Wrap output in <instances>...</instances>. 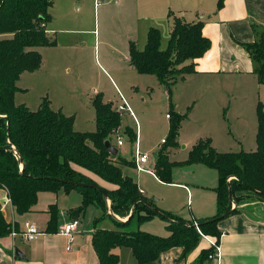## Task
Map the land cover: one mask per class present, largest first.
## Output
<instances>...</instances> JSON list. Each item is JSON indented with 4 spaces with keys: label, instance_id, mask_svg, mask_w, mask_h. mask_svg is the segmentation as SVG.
I'll return each mask as SVG.
<instances>
[{
    "label": "trees",
    "instance_id": "16d2710c",
    "mask_svg": "<svg viewBox=\"0 0 264 264\" xmlns=\"http://www.w3.org/2000/svg\"><path fill=\"white\" fill-rule=\"evenodd\" d=\"M52 0H0V188L5 189L17 214H25L37 204L40 192L69 193L78 190L83 196L80 206L69 211L72 218L84 215L90 205L100 211L94 220L92 243L99 264H118L114 249L131 247L139 263L156 260L175 246L185 253L194 248L201 233L220 235L218 221L237 211L232 208L236 194L252 190L264 198V106L259 102L257 149L252 152H219L211 139H200L189 152L186 164L203 163L215 168L219 175L216 187L218 214L199 219L198 228L171 212L159 209L155 202L144 197L137 181L124 172L133 162L113 155L106 147L112 132L121 125V112L101 94L94 99L96 130L77 131L73 116L54 110L44 98L38 109L16 104L18 80L26 72L41 67V46H55L58 39L50 35L48 23L53 19L49 9ZM257 62L256 73L264 84V39L246 45ZM211 47L203 34L202 22L187 23L176 17L166 49H161V32L148 31L144 49L130 43L129 60L138 72L154 74L171 87L177 80L195 72V60ZM172 114H170L171 116ZM186 114L173 112L168 138L164 143L176 146L179 129ZM126 134L136 139L128 127ZM125 134V133H124ZM182 162L171 161L167 148L158 152L153 170L164 182L172 181L173 167ZM233 177L229 180V177ZM100 180L115 185L108 188ZM100 187V188H97ZM107 194V196L105 195ZM233 197V199L230 198ZM47 232L58 229L59 208L49 206ZM160 215L168 221L169 236L143 231L140 224ZM125 219V220H124ZM110 226H104V222ZM200 230V231H199ZM12 231V225L0 207V238ZM212 250L204 253L208 256Z\"/></svg>",
    "mask_w": 264,
    "mask_h": 264
},
{
    "label": "crops",
    "instance_id": "0c3cea01",
    "mask_svg": "<svg viewBox=\"0 0 264 264\" xmlns=\"http://www.w3.org/2000/svg\"><path fill=\"white\" fill-rule=\"evenodd\" d=\"M109 2L115 4L114 8L118 13L126 16L124 20L128 21L132 33L138 35L139 40L144 39L143 48H139L134 39L130 40L129 53L131 42H134L139 49L145 48L148 31L152 27L160 30L161 41L166 33L170 35L176 17L187 23L202 22L203 34L211 40L210 49L194 61L195 72L177 80L172 85L171 92L168 93L171 109L166 117L170 120V124L173 112L186 114L179 129L178 144L168 149L169 156L179 148L177 146L181 142L184 143L183 148L189 156L193 146L200 139L206 138L211 139L212 145L219 152L255 151L258 146L259 119L257 114L255 123L248 113L251 112L250 106L255 107L257 104L255 93L262 91L264 84L259 82L256 73L257 62L246 45L264 39V0H102L98 4L95 0L97 5L100 4V7L103 6L107 10ZM47 30L52 35L54 29L47 26ZM76 43H78L77 40ZM58 44L59 41L55 46L37 48L42 54L41 67L21 75L17 83L19 90L16 94L34 89L40 97L37 109L44 98L51 97V106L54 110H61L66 115H72L73 112L65 108L63 101H67L66 96L71 98L73 95L67 82L59 73L70 59L58 53L56 50ZM83 58V53H80L78 61L77 59L75 61L76 64L71 65L80 79L82 75L84 78L88 75L86 65L82 63ZM130 68L132 69H128V74L134 79L133 81H137L140 76L134 73L137 69L131 64ZM112 81L114 86L118 87L116 80L112 78ZM172 88H175L174 97ZM60 93H63V100ZM16 94L15 100H17ZM118 94L121 105L125 100L131 108V111L126 110V112L135 119L128 99L120 90ZM228 95H233L230 110H232L234 122L231 118L225 121L226 118L220 115V112L225 109ZM172 98L175 99V103ZM180 98L185 101V106H182L184 104ZM28 101V99L19 100L27 104ZM185 107L186 110L189 108L187 112ZM168 114L172 115L168 117ZM136 130L134 131L136 133L135 152L131 160L126 159L132 161L133 165L123 168L125 173L137 181L143 196L149 200L152 198L155 205L162 210L193 221L194 224L198 223L199 219L215 217L218 214L216 187L219 183V175L217 170L203 163H190L188 164L189 172H192L193 178L191 182H187L174 174L177 167L175 165L172 181L164 182L153 170L157 156L152 159L150 153H148L150 155L148 166L152 170H139L134 162L136 149L139 148L138 126ZM248 135H251V138H248ZM161 142L164 143V138ZM112 144L118 149V141L115 140ZM117 155L120 156L119 150ZM188 156L185 159L172 161H185ZM206 175H211L214 182L206 185L204 182L208 178ZM231 178L233 177H229V180ZM182 179L189 180L188 177ZM100 184L108 188L116 187L102 180ZM74 191L80 195H74ZM51 193L54 195L48 198L45 207H38L37 202L29 212L17 214L8 192L0 188V207L6 221L12 225L11 233L0 238V264H99V257L92 243L95 232L94 221L92 228L85 230L82 225L85 213L79 218H72L69 213L71 209L81 205L83 200L81 192L76 189L69 193L64 192L66 195L63 199L69 201L63 204L65 208L61 207L59 192ZM236 196L243 200L240 204L233 202L232 208H237V211L218 221L220 235L204 234L199 230L201 233L199 242L190 251L185 253L183 246H175L162 252L156 260L142 264H264V201L257 192L252 190L238 192ZM51 204L59 205L56 232L46 230ZM99 214L100 211H97L95 218ZM157 216L152 217L150 221L146 220L149 223L145 227L141 226V223L139 228L160 236H169L171 231L168 228V221L161 216L160 221H152ZM27 220L37 224L41 232L35 240H25L21 234L13 235L14 229L18 232L23 231L24 222ZM70 223L75 224L71 237L61 232V228ZM103 224L110 226V223L106 221ZM217 239L221 244V261L209 259L208 254L204 253L206 250L210 252L211 241ZM17 251L23 256L20 257ZM114 252L119 255L118 264H141L135 258L131 247H117Z\"/></svg>",
    "mask_w": 264,
    "mask_h": 264
},
{
    "label": "rangeland",
    "instance_id": "374dc122",
    "mask_svg": "<svg viewBox=\"0 0 264 264\" xmlns=\"http://www.w3.org/2000/svg\"><path fill=\"white\" fill-rule=\"evenodd\" d=\"M52 1L53 4L49 11L53 19L48 23V26L54 29L52 35H56L59 41L56 50L60 55H65L70 59V62L61 68L62 70L59 73L62 79L67 82L68 88L73 95L71 98L66 96L65 99L67 101L63 102L65 103V108L73 112L72 115L67 116H73L74 129L82 132L95 131L96 109L94 107V99L98 94H101L105 102H113L114 108L117 109L121 105L118 94L120 90L128 99L132 112L135 114L134 119L128 112H121V127L119 126L108 137V141L111 143H114L115 140L117 142L119 137H123L124 145L118 146L120 157L131 160L136 148L135 138H130L126 134L127 130L125 128L127 126H131L130 128L134 129V131H137V126L139 127V148L142 152L150 153L152 159L158 155L161 148H167L168 153V149L175 147L174 145L162 144L161 142L162 138H164V142L168 138L170 125V120L166 117L171 109L168 87L161 84L157 76L153 74H144L138 72V70H136L137 72L133 70L135 75H140L137 81H133L134 79L128 74V69H132L129 64V41L134 39L138 47L143 48L142 42H144V39L141 41L138 35L132 33L128 21L124 20L126 16L118 13L116 8H114L115 4H110L112 2L107 4V10L103 6L100 7V4L97 5L95 0ZM169 38L170 35L166 33L161 41L162 49L167 48ZM76 40L78 43L75 44ZM80 53L84 55L82 63L86 65L88 72L86 78L82 75V79L77 77L75 69L71 66L74 65L76 59L78 61ZM67 67L70 68L66 69ZM112 78L116 80L118 87L114 86ZM175 94V88H172V96L174 97ZM16 97V104H26L30 109H37L40 103V97L34 89L19 92ZM60 97L62 100L64 99L63 93H60ZM232 98L233 95L227 96L225 109L220 112V115L226 118L225 121L231 118L232 122H234L232 110H230ZM24 99L29 100L28 104L19 102V100ZM48 99L51 100V97ZM180 99L182 104H184L182 106H185V101L182 98ZM172 100L175 103V99L172 98ZM259 101L264 106V86H262V91L255 93V102L258 104ZM257 104L255 107L250 106L251 112L248 113L250 119L255 123L257 122ZM188 110L189 108L186 110L185 107V112ZM249 137L251 138V135H248ZM183 144L181 142L174 153L170 154V156L168 154L171 161L173 159H185L188 156ZM181 162L176 164L177 167L175 168L176 171L174 170V174L179 175L182 181L191 182L193 174L189 172L190 167L183 161ZM206 176L208 177L204 180L206 185L214 182L211 175ZM183 177H188L189 180H184L182 179ZM162 187L168 189L166 186ZM60 191L64 190L57 191L60 194L61 207H64L63 204L69 201L63 199L66 195L64 194L65 191ZM53 195L51 192H42L39 195L38 207H45L48 198ZM74 195L80 194L74 191ZM261 198L264 201L262 196ZM242 200L239 196H236L235 203L240 204ZM157 207L161 209L159 206ZM97 211H99L98 208L93 205L86 209L82 224L85 230L92 228ZM161 217L158 215L152 221H160ZM150 220L148 219L147 221ZM147 221H144L141 226L145 227L148 225L147 223L149 222Z\"/></svg>",
    "mask_w": 264,
    "mask_h": 264
},
{
    "label": "built area",
    "instance_id": "2783aa9c",
    "mask_svg": "<svg viewBox=\"0 0 264 264\" xmlns=\"http://www.w3.org/2000/svg\"><path fill=\"white\" fill-rule=\"evenodd\" d=\"M102 0H96V3H101ZM118 111L123 112L126 110L131 111V108L129 104L124 100L123 104L120 105V107L117 108ZM168 117H170V114H168ZM124 144L123 137L118 138V146H122ZM150 155L148 153L142 152L139 148L136 149V154L134 156V162L136 167L139 170H152L148 166ZM143 193V192H142ZM196 227H198V223H195ZM75 228L74 223L66 224L64 227L61 228V232L65 233L68 236L73 235V229ZM40 230L37 226V224L27 220L24 222V229L21 232L16 231L15 229L13 230V235L21 234L25 240L31 241L35 240L38 238L40 235ZM223 234V233H222ZM212 252L209 254L208 258L209 259H217L221 261V244L220 241L214 240L211 241V248Z\"/></svg>",
    "mask_w": 264,
    "mask_h": 264
},
{
    "label": "water",
    "instance_id": "95a60500",
    "mask_svg": "<svg viewBox=\"0 0 264 264\" xmlns=\"http://www.w3.org/2000/svg\"><path fill=\"white\" fill-rule=\"evenodd\" d=\"M106 147L107 149L113 154V155H117L118 154V149L115 145H113L111 142H109L108 140L106 141ZM97 188H100L97 186ZM105 195L107 196V194L105 193ZM230 198L232 199V196H230ZM17 254L22 257L23 255L21 254V252L17 251Z\"/></svg>",
    "mask_w": 264,
    "mask_h": 264
}]
</instances>
